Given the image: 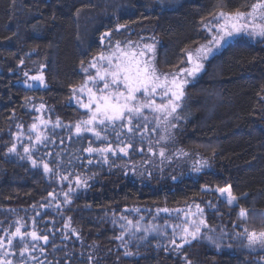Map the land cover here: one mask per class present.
<instances>
[{
  "label": "trees",
  "instance_id": "trees-1",
  "mask_svg": "<svg viewBox=\"0 0 264 264\" xmlns=\"http://www.w3.org/2000/svg\"><path fill=\"white\" fill-rule=\"evenodd\" d=\"M257 2L0 0V239L12 240V264H264V247L233 238L264 221V38L240 35L213 55L167 126L76 131L99 53L150 44L157 71L176 74L220 12ZM39 71L45 86L26 87ZM190 217L204 221L195 239L176 231Z\"/></svg>",
  "mask_w": 264,
  "mask_h": 264
},
{
  "label": "snow or ice",
  "instance_id": "snow-or-ice-1",
  "mask_svg": "<svg viewBox=\"0 0 264 264\" xmlns=\"http://www.w3.org/2000/svg\"><path fill=\"white\" fill-rule=\"evenodd\" d=\"M218 19L223 22L218 23L216 35L212 37L209 44L199 47L195 53H188V62L192 67L180 69L179 73L176 74H161L157 71L152 58H146V52L153 51V46L150 44H145L143 48H140L138 45L133 46L131 42L123 46L117 42L108 53L101 52L94 57L89 67L95 69V74H89L79 89L82 94L86 93L87 95V103L82 100L80 103L81 107L88 111L89 117L76 125L77 133L81 132V125H84V130L92 131L97 138H100L101 131L96 130L95 125L103 126L102 130H106L109 126L115 130L117 122H119L121 129L126 128L127 132L132 133L134 121H137L135 127L139 128L141 125L138 121L147 120L146 109L156 114L154 118L157 121L163 120L165 124L170 123V117L178 119L179 117L175 114L181 106L180 101L184 96L183 89L187 83L186 79L181 78L182 76H194L200 72L203 68L201 60L207 59L214 53V49L218 50L224 43L236 36L247 35L264 38V0H258L257 3L251 5L250 12H220ZM105 35L109 34L106 33ZM87 71L88 69H85V72ZM31 79L43 83L42 76H34ZM73 91L77 90L73 89ZM157 97H159V103H157ZM171 126L175 127V124H171ZM144 127L147 128V124ZM32 128L35 129L36 125L33 124ZM120 134L117 132V137ZM36 139L39 142L41 137L37 135ZM130 146L129 144L126 147ZM126 147L120 148V151L126 154ZM9 151H15V147ZM24 151L27 153L29 149L25 148ZM85 151L103 153L113 150L109 144L103 149L89 147ZM163 154V150H161L160 155L163 156ZM35 163L33 161L34 165ZM43 167L45 172L51 171L48 164L45 163ZM79 182L78 179L77 183ZM219 191L221 194L228 193L229 204L236 200L229 189H219ZM244 216L245 213L242 210L241 217ZM203 223L204 221H200L199 224L193 221L194 231L189 232L187 227L183 231L195 239L201 230L200 225ZM13 235L23 239L25 234H22L21 229L17 227ZM27 235H31L33 240L48 241L47 236H38L36 232ZM209 239L211 240V237ZM248 240L249 246L259 244L264 247V233H260L259 236L256 233H251ZM7 242L9 245L12 244V240ZM3 243L4 241L0 240V245ZM23 251H27V248ZM21 254L23 255V252ZM4 264H11V262L5 261Z\"/></svg>",
  "mask_w": 264,
  "mask_h": 264
},
{
  "label": "rangeland",
  "instance_id": "rangeland-1",
  "mask_svg": "<svg viewBox=\"0 0 264 264\" xmlns=\"http://www.w3.org/2000/svg\"><path fill=\"white\" fill-rule=\"evenodd\" d=\"M216 22L213 23L210 27H207L206 28V40L202 41V43H200L198 46H196L191 53H195L196 49H198L199 47L201 46H207L209 44V42L212 40V37L214 35H216V27L218 26V23H222L223 21L220 20V19H216L215 20ZM209 29H211V31H209ZM240 36V35H239ZM239 36H236V37H239ZM234 37V38H236ZM233 38V39H234ZM233 39H230L228 40L226 43L223 44L222 47H220L218 50L214 49V53L212 55H210L207 59H203L201 60V63L203 64V67L204 65L206 64V62L213 56L215 55L216 53H218L224 46H226L229 42H231ZM143 48V47H142ZM146 58H152L153 60V55H152V52H146ZM192 65L189 64L188 62V56H187V63H186V67L184 69H187V68H191ZM91 69V68H90ZM203 69V68H202ZM201 69V71H202ZM91 71H93V74H95V69H91ZM200 71V72H201ZM200 72L196 73L194 76H187V75H184L182 76L181 78L182 79H186L187 80V83L185 84V86L191 82V80L197 75L199 74ZM179 73V72H178ZM34 76H42L43 77V83H41L39 80H33L31 79L32 77ZM25 86L28 87V88H36V87H40V88H43L45 86V78H44V74L43 72L39 71L35 74H32V75H29V77L26 79V81L24 82ZM31 85V86H30ZM184 86V87H185ZM184 90V89H183ZM79 98H77V100L79 101V103L81 102V100L84 102V103H87V95L86 93H81L79 92ZM160 100H159V97H157V103H159ZM81 104V103H80ZM85 109V108H84ZM86 110V109H85ZM145 115L147 116V120H140L138 121V123H141V124H150V122L152 123L153 120H156L154 118V116L156 114L148 111L147 109L145 110ZM174 118L170 117L169 118V121L171 122ZM157 121V120H156ZM137 122V121H136ZM158 122V121H157ZM159 122H161L162 126H164V122L163 120H160ZM170 124V123H168ZM168 124H165V126H167ZM165 128V127H164ZM217 194L219 196V198L226 202L228 205H234L235 204V201H233L232 204H229L228 203V193L225 192L223 194H221L220 191H217ZM195 218V216H192ZM190 217L188 221L192 222L194 221V219ZM199 219V218H198ZM196 220V219H195ZM195 223L199 224L200 222L196 221ZM243 224V223H242ZM179 227V226H178ZM187 227L189 232H192L194 231V226H185L184 224H182L177 231V235L179 234V236H186L188 235L187 233H185L183 231V229ZM173 230V227L171 226L169 231H172ZM202 231H200L199 233H201ZM251 233H256L257 236H259L260 233H264V221L263 223H259L258 225L257 224H244L241 228H238L236 231H235V236L233 237L234 238V243L236 242V244H240L241 246H244L245 244H249V240H248V237ZM2 241H4V243L2 245H0V264H4L5 261H10V249L8 248L9 244H8V240L2 238L0 239ZM11 240V238L9 239ZM219 241L221 243V240L223 242V239L221 236H216V241ZM12 264V262H11Z\"/></svg>",
  "mask_w": 264,
  "mask_h": 264
}]
</instances>
